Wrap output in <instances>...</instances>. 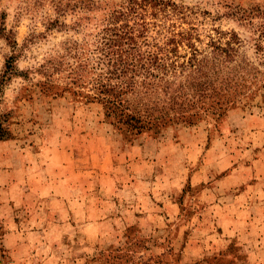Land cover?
Wrapping results in <instances>:
<instances>
[{"label":"rangeland","instance_id":"rangeland-1","mask_svg":"<svg viewBox=\"0 0 264 264\" xmlns=\"http://www.w3.org/2000/svg\"><path fill=\"white\" fill-rule=\"evenodd\" d=\"M127 30L195 46L221 108L137 134L106 117L90 51ZM0 121V264H264L242 207L262 217L264 0H0Z\"/></svg>","mask_w":264,"mask_h":264},{"label":"trees","instance_id":"trees-1","mask_svg":"<svg viewBox=\"0 0 264 264\" xmlns=\"http://www.w3.org/2000/svg\"><path fill=\"white\" fill-rule=\"evenodd\" d=\"M111 30L107 27L103 32ZM130 33L127 30L124 35L114 32L101 36L99 45L90 51L93 75L85 97L101 103L106 117L137 134L143 130L158 131L173 122L190 121L201 110L221 108L223 94L208 92V81L200 76L204 60L195 46L189 44V55H183L180 61V56H171L172 48L142 49L144 40L135 38H142L143 34ZM87 64L90 62L86 61ZM81 71L75 70V79L82 77ZM6 135L0 121V139Z\"/></svg>","mask_w":264,"mask_h":264},{"label":"crops","instance_id":"crops-1","mask_svg":"<svg viewBox=\"0 0 264 264\" xmlns=\"http://www.w3.org/2000/svg\"><path fill=\"white\" fill-rule=\"evenodd\" d=\"M76 188H77V185L76 184H71V185H69L67 187V189H70L71 191L72 190H75ZM55 200H57V203H58V211H59V213L57 215H59V217H62V214H64V215H68L69 218H71L70 217V215H71L70 206L71 205L72 206H75L76 203H77V200H75V201L74 200H65L64 198L63 199L62 198H59V199L56 198ZM257 206H260L259 209H261V211H262V217L261 218H258V214H257L256 210H251V208L253 207L252 203H248L247 202L245 205L242 206L244 208H247V210H249V223H254L255 221L256 222L258 221L257 223H260V222L264 223V199H262L260 202H258V205ZM72 213H74L73 207H72ZM68 220L69 221H67V222L70 225H72L73 224V222H72L73 219H71V220L68 219ZM86 224H87V222H86ZM85 228H87V227H85ZM253 233H255V232H251V234H253ZM70 235L73 236L75 234H70ZM91 235L92 234H89V235L88 234H85V239H86L85 242L87 244L86 245V251H90V253H93L94 249H93V247H91V246H93L92 245L93 244V240L90 241V246L89 247H91V249L88 250V239L89 240L91 239ZM227 235H230V234H227Z\"/></svg>","mask_w":264,"mask_h":264}]
</instances>
